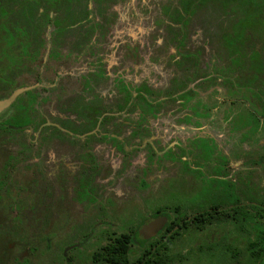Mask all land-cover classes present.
<instances>
[{"label": "rangeland", "instance_id": "1", "mask_svg": "<svg viewBox=\"0 0 264 264\" xmlns=\"http://www.w3.org/2000/svg\"><path fill=\"white\" fill-rule=\"evenodd\" d=\"M230 1L211 0L209 3L197 4L191 18L184 24L174 15L175 10L182 11V0L72 2L68 7L72 10L66 16L72 26L60 48L67 59L57 67L63 79H58L52 71L48 72L45 68L43 70L45 84L52 78L59 83L65 79L68 82L63 96L45 103L42 108L43 116L50 123L64 128V134L52 129L44 133L32 129L15 133L13 140L7 141L11 143L9 146L13 148L16 154L14 156L20 158V162L9 172L14 180L12 185H23L31 176L32 169L38 168L42 181L41 197L33 202L29 201L37 205L34 211L45 222L41 226L45 228H42L43 231L38 228L37 231H28V240L21 239L24 238L22 229L13 231L15 242L22 241L13 245L12 257H21L27 247L21 249L19 244L24 241L27 244L30 240L27 245L39 247V252L32 256L31 264H49L50 258L42 262L43 257H38L46 245L37 239V235L49 232L59 218L55 209V200L59 194L56 168L59 164L66 163L72 169H78L85 148L91 149L92 154L103 165L113 169V175L109 179L97 180V188H102V199H113L119 207L132 202L144 215L149 214L143 210V199L148 194L147 191L139 194L136 185L142 168L151 164L149 156L152 148L160 152L181 145L192 150L193 142L203 139L211 146L202 143L201 151L206 154L213 144L217 159L222 156L229 159L230 173L233 171L243 175L248 171L253 179L252 184H260L264 177V163L259 160L260 156H264V134L244 138L245 129V133L231 130V120H235L236 115L244 114L246 105L238 99L231 103L232 97L227 96V93H236V98L256 97L255 93L261 82L257 81L250 85L251 88H246L249 77L239 74L236 78L232 74L233 79L218 82L220 85H217L215 72L211 69L215 58L218 61L215 68L230 62L229 52L223 48V39L227 36L230 25L238 18L226 15ZM263 4L264 0H260L254 7L244 5L241 13L254 11L259 14ZM257 21H261L260 17L255 18L250 27V34L253 36L251 48L261 51L264 61V28L261 31ZM245 46L248 48L246 53H250L249 40ZM92 77L96 81L90 90H86V78ZM29 81L33 83L31 79ZM121 82L129 85L134 92L147 86L160 97L159 100L164 101L156 117L144 122L143 127H135L139 121L138 108L119 110L124 100ZM188 88H193L195 94L186 106L178 98H168L171 95L177 97L181 90ZM92 99H96L94 103L97 101L103 107L100 110L110 113L111 119L105 125L98 123L89 138L86 135H68L66 127L81 134L93 126L89 121L79 123L81 109L78 105L81 102L90 103ZM258 99L255 98L256 103L261 106L262 102ZM198 102L205 104V109L197 107ZM126 121L129 123H125ZM135 132L137 135L134 136ZM107 133L118 134L121 142H124L122 146L128 147V152L118 151L115 147L117 142L107 139ZM146 133L148 137H144ZM33 138L35 142H31L30 139ZM151 167L148 181L153 184L155 192L165 186L167 181H172L175 185L191 181L188 174H183V165L179 162H166ZM207 169L211 174L209 167ZM208 181L206 177L200 179L202 185H207ZM77 187L78 181L75 179L71 189L73 196ZM87 197L89 202L92 201L91 195ZM81 210L82 207L79 206L77 212L73 213L75 222L72 231L67 232L70 235L68 240L77 239L79 231H85L93 223L92 213L89 212L91 216L89 214L88 217ZM34 211L28 208L23 216L26 215L29 220ZM53 242V251L58 252L61 243L57 240Z\"/></svg>", "mask_w": 264, "mask_h": 264}, {"label": "flooded vegetation", "instance_id": "2", "mask_svg": "<svg viewBox=\"0 0 264 264\" xmlns=\"http://www.w3.org/2000/svg\"><path fill=\"white\" fill-rule=\"evenodd\" d=\"M73 1L74 0H69L65 3L57 14L53 12L50 13L51 18L55 16L57 21L55 24L51 25L41 37L39 36L38 39L35 40L41 45L42 43L45 44V48H43L38 63L30 67L29 65L27 66L24 73L16 78L14 88L0 90L1 101L9 98L18 89L31 88L29 91L21 94L7 110L0 114V116L8 112L20 97L26 96L29 92H37L39 98L38 102H41L40 105L38 104L37 106V103H35L37 111L34 113L33 123L27 124L23 129L12 130L8 139H6L5 142H0V264H31L32 256L39 252V247L36 245H27L31 242L29 240L27 244V241L19 244L21 249L27 247L21 257H12L14 250L13 245L20 243L19 241H22L23 239H27L28 231H37L38 229L43 231V227L41 226H43L42 224H45V222H43L37 213H35L34 210L37 205L32 203L37 198L41 197L42 181L39 178L38 168L36 167L32 169L31 176L25 180L23 185L19 187L12 185L14 180L12 179V174L9 172L16 163L20 162V158L14 156L16 154L14 153L13 148L9 146L11 143H7V141L9 142L11 139L13 140L15 133L24 132L26 130L34 129L41 133L47 132L50 129L58 133H62V130H64V128L59 125L50 123L48 119L43 116L42 108L45 103L54 101L63 96L64 90H66L65 86H67L68 83L67 79H65L64 82L59 83V81L52 78L48 81V84H45L43 70L45 68L48 72L52 71L58 79H63L61 78L62 76L58 72L59 68L57 67L63 62V60L67 59V56L64 55L60 48L67 31L72 26L67 21L66 16L69 15L72 10L68 7L72 5ZM210 1L211 0H182V11L175 10L174 15L176 16V19L179 18L181 24H184L191 18L192 11L197 4H205ZM229 4L226 15L229 17L238 16L236 22L234 21V23L230 25L227 36H223V48L229 52L230 62L215 68L216 63L218 62L215 58L211 64V69L215 72L214 76H216L217 85H220L218 82L231 80V78L233 79L234 77L232 74H235L236 78L239 74H244L246 78L249 77V80L247 79L248 82L246 83V88H251L250 85L253 83L255 84L257 81L261 82V86H259L255 93L256 97L240 96V98H236V93H227V96L232 97L230 98L231 103H234L238 99L246 105V111L244 114L236 115L235 120H231V130L238 133L241 131H243V133L246 132L243 137L251 138L252 135L260 133L264 134V61L261 51L257 48H251L253 36L251 35L252 33L250 30L254 19L257 17H260L261 21L257 22L260 23L258 25L261 27V31L263 30L264 13L255 14L254 11H252L253 13L251 12V14L249 13L250 11H248L247 14H242V4H238L236 0H231ZM224 5L226 7L227 4L225 3ZM88 12L91 13L89 10ZM176 19L174 18V20ZM243 20L248 22L249 28L247 29V35L245 34L244 41L236 42L238 48H240L239 52H233L232 48L227 47L226 39L236 36L235 29L237 24ZM58 24L66 29L61 35L53 38L52 31L58 27ZM225 32L227 33V30H225ZM248 40L250 53H246L248 48L245 45ZM51 42L54 43V46H52ZM52 47L58 49L59 57L57 61L50 60ZM134 50L135 49H133V51ZM238 56H241V61H235V58ZM49 68L50 70H48ZM30 79L33 81L32 84L29 81ZM95 81L96 79L94 77H92V79L86 78V90H90ZM120 86L122 87L121 90L124 100L123 105H120L121 107L119 110H127L131 107H136L140 110L138 125H135V127H143L144 122L148 121L150 118L156 117L164 101L159 100L160 97L156 96L149 87L144 86L134 92L131 90V87L125 83H122ZM140 93L146 96L145 98L148 100H156L153 114L147 115L144 118L142 117L143 111L139 106ZM193 94H195L194 89L188 88L181 90L180 93L177 94V97L176 95H171V97L168 98H178L180 102L186 106V104L192 99ZM130 95L132 96V100L129 102ZM255 98L260 99L262 102L261 106H258L256 103L257 99L255 100ZM94 100L92 99L91 102L89 101L90 103L81 102L78 104L81 109V120L79 123L83 124V120L89 121L93 126L81 134L77 132V130H70L68 129L69 127H66L65 131H67L68 135L71 134L77 137L86 135L89 138L97 128L98 123L105 125L109 119H111L110 113L106 110H100L102 106L97 101L94 103ZM198 106L205 109V104L202 102H198L197 107ZM250 106H253V108ZM252 115L260 118L259 127L255 131L245 128V124L243 120H241L242 118H252ZM127 122L128 121L125 123ZM243 129H245V132ZM133 135H137V132L133 133ZM146 136L148 137V133H146L144 137ZM105 137L114 141V143L117 142L115 147L118 151L124 153L128 152V147L122 146L124 145V142H121L118 134L107 133ZM30 140L31 142H35V138ZM202 143H207L211 146L208 141L201 139L193 142L192 150L194 149V151L184 148L181 145H176L174 148H169L168 150L163 149L160 152L152 148V154L149 156L151 164L142 168L140 180L136 185L139 194L142 195V192L147 191L148 196L146 199H143V210L148 212V215H144L143 211L138 209L132 202H126L122 207H119L116 206V201L113 199H102V188H97V180L98 178L109 179L113 175V169L110 168V166L103 165V163L92 154L91 149L85 148L83 154L84 157L81 159V165L76 170L72 169L66 163L59 164L56 168V183L58 185L59 194L55 200V209L57 210L59 218L56 219L49 232L47 231L43 232V234L40 233L37 235V239L46 245L45 249L40 251L38 257H43L42 262L50 258L49 264H108V255H101L100 259L97 255L98 251H105V247L109 246L111 241L116 240L114 237L128 234L133 238V252L137 253L134 264H237L241 261L253 260L254 255L251 252L252 250L249 251V248L252 246V240L254 239L252 223L250 221L238 222L235 218L238 212L241 213L240 210L243 209V206H246L247 204L250 206L252 202L251 198H259L261 205L264 203V177L261 178L259 185H255L254 183L252 184L253 179L248 171L243 175L235 174L233 171L230 173L228 169L229 159L226 158V156L225 158L222 156L217 159L215 153L216 149L213 144L205 155V153L200 150ZM262 147L264 148V144H262ZM160 153L162 154L160 155ZM191 156H194V160H192ZM259 160L264 163V156H260ZM166 162L181 163L184 169L183 174L185 175L186 173L191 178V181L187 184L182 182H179L178 184H182V192L185 198H189L192 193L194 194L196 192L200 195L202 207H198L199 209H197L198 211H196V215H206L207 212H211L214 214L215 218L218 217L221 219L228 217L232 219L230 222L216 221L212 226L201 231L200 238L196 241V244L207 247L213 246L212 253H192L189 246L183 250L182 253H168L171 249L170 246L176 241L173 238L164 237L166 227L170 223V217L169 215L156 214V212L158 207L166 205L167 201L162 200L165 199L166 195L173 192L171 188L172 186L174 187L175 183L172 184V181H167L165 186H162L160 190L156 189L155 192L153 184L148 181L149 174L152 171L151 166H157V164H164ZM188 162L191 163L190 167L185 164ZM246 165H248V162ZM208 167L211 174L207 172ZM203 177L209 179L207 185H202L200 182V179ZM75 179L78 181V187L73 196L71 189ZM222 179H225L226 184L231 190V195L227 196V199H230L227 206L222 203V201L226 199L224 198L222 200V194L225 191L224 189H219V181ZM192 187L201 188L193 189ZM87 195H91L92 201H88ZM29 196H31V199H29ZM79 206L82 207L81 211L85 215L88 216L90 214L89 212L92 213L94 216L93 223L85 231H79V237L77 239L68 240L70 239V235H68L67 232L72 231L75 222L73 213L77 212ZM28 208L31 211H34L31 218H29L30 221L27 219L26 215L25 217L23 216L24 211H28ZM262 208H264V205H262ZM245 210L247 211V207H245ZM192 212L193 211H188L187 216H189V218L196 216L195 213ZM89 216H91V214ZM105 217L107 220H105ZM246 217L250 220L251 208H248ZM158 218H166L167 223L156 235L147 236L146 234L141 233L140 229L143 225L152 219ZM21 229L24 232V238L21 237L22 240L15 242L16 239L14 238L13 231ZM54 240H57L59 244L61 243V248L58 252L53 251V247L55 246V242H53ZM64 241H66L65 244H63ZM184 241L185 244L189 243L188 239H185ZM206 250L209 251V249ZM259 250L263 253L261 261L264 262V244L262 247H259Z\"/></svg>", "mask_w": 264, "mask_h": 264}, {"label": "trees", "instance_id": "3", "mask_svg": "<svg viewBox=\"0 0 264 264\" xmlns=\"http://www.w3.org/2000/svg\"><path fill=\"white\" fill-rule=\"evenodd\" d=\"M69 0H0V90L6 88H14L16 78L24 73L29 65L38 63L45 44H39L38 37L44 34L47 29L57 21L54 16L51 18L50 13L59 12L65 3ZM260 0H236L238 4L250 6L258 4ZM190 8V7H189ZM186 9V7H185ZM264 6L259 10L264 13ZM259 13V14H260ZM258 14V12H257ZM260 24V23H258ZM249 28L247 21L237 24L236 36L227 38V47L232 48L233 52H239L240 48L236 44L237 41H244L245 34ZM62 25L52 31V37L61 35L65 30ZM53 40V39H52ZM52 46H54V43ZM241 55V54H240ZM59 57L58 49L52 47L50 52V60L57 61ZM235 61H241V56L235 58ZM147 93V92H146ZM142 93L139 95V106L143 111L142 117L152 115L155 110V99L148 100ZM38 93L35 91L27 93L26 96L20 97L13 107L2 116H0V142H5L14 129H23L27 124L34 122V113L37 111ZM132 100L130 95L129 102ZM128 101V99H127ZM35 103L36 106H35ZM128 104V103H127ZM126 104V105H127ZM252 118H242L244 126L247 129L256 130L260 124V118L252 115ZM209 150V149H208ZM185 155V154H184ZM182 155V156H184ZM206 155V154H205ZM190 167L191 163H185ZM219 189H224L222 194L223 205H228V195H231L230 187L226 184L225 179L219 181ZM200 189L201 187H192ZM217 188V187H216ZM172 193L166 195L162 201H167L163 207H158L156 214L169 215L170 223L166 227L164 237L173 238L176 241L170 246L168 253H182L188 246L192 253L205 254L212 253L211 246L197 245L196 241L200 238L203 229L212 226L214 222H230L232 219L226 217L215 218L214 214L207 212L206 215H196L197 209L202 207L201 197L196 193H192L189 198H185L182 192V184L174 185L171 188ZM230 192V194H229ZM250 206L247 204L240 210L241 213L236 214L235 220L238 222L250 221L254 232V239L249 251L254 255L251 261H241L237 264H264L261 261L262 252L259 247L264 244V203L259 198H251ZM196 207V208H195ZM199 207V208H198ZM247 207V211L245 210ZM195 208V209H194ZM248 208H251L250 220L246 217ZM188 211H193L196 216L189 218ZM116 240L111 241L106 250H99L97 255L101 259V255H108V264H134L137 253L133 252V238L128 235H119L114 237ZM185 239L189 243L185 244ZM206 249H209L207 251ZM148 252V251H147ZM260 255V256H259Z\"/></svg>", "mask_w": 264, "mask_h": 264}, {"label": "water", "instance_id": "4", "mask_svg": "<svg viewBox=\"0 0 264 264\" xmlns=\"http://www.w3.org/2000/svg\"><path fill=\"white\" fill-rule=\"evenodd\" d=\"M31 88H22L16 90L9 98L0 101V114L7 110L16 99L26 91H29ZM167 223L166 218L152 219L145 225L141 227V233L146 234L147 236H153L160 231L165 224Z\"/></svg>", "mask_w": 264, "mask_h": 264}]
</instances>
